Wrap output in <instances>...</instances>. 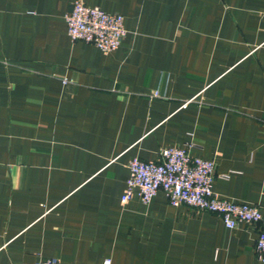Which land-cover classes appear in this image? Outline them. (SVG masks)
Returning a JSON list of instances; mask_svg holds the SVG:
<instances>
[{
	"label": "crops",
	"instance_id": "crops-1",
	"mask_svg": "<svg viewBox=\"0 0 264 264\" xmlns=\"http://www.w3.org/2000/svg\"><path fill=\"white\" fill-rule=\"evenodd\" d=\"M75 1L0 0V264H262L258 226L120 197L192 143L264 212V0H81L124 19L108 55L68 38Z\"/></svg>",
	"mask_w": 264,
	"mask_h": 264
},
{
	"label": "built area",
	"instance_id": "built-area-1",
	"mask_svg": "<svg viewBox=\"0 0 264 264\" xmlns=\"http://www.w3.org/2000/svg\"><path fill=\"white\" fill-rule=\"evenodd\" d=\"M64 20L71 42L92 45L105 55L116 51L126 36L122 16L87 6L81 0L73 3ZM193 147L189 143L162 149L154 161L132 159L128 164L129 174L121 203L126 204L136 196L143 205H148L158 193H163L172 207L185 205L195 212L213 214L229 230L239 223L258 226L255 251L264 264V212L256 206L219 197L213 188L214 161L192 156L190 150ZM35 264H58V261L45 259Z\"/></svg>",
	"mask_w": 264,
	"mask_h": 264
}]
</instances>
